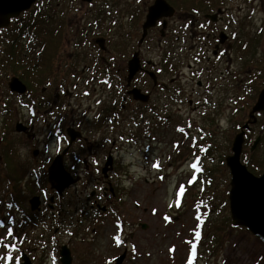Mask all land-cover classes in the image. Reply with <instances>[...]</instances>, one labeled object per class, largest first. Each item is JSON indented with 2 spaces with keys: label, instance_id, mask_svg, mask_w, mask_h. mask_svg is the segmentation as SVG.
<instances>
[{
  "label": "flooded vegetation",
  "instance_id": "1",
  "mask_svg": "<svg viewBox=\"0 0 264 264\" xmlns=\"http://www.w3.org/2000/svg\"><path fill=\"white\" fill-rule=\"evenodd\" d=\"M156 1L37 0L0 30V72L15 98L12 103L9 94L2 103L3 119L6 114L10 118L0 122H10L8 129L24 138V146L8 145L7 136L1 141L14 167L35 173L9 180L5 190L6 233L13 232L20 259L27 255L34 260L29 250L37 241L40 248L55 245L51 263L56 264L62 263L61 250L67 246L73 264L84 254L74 246L82 241L77 235L96 237L98 226L109 221L117 229L113 237L119 234L122 240L124 138L132 139L138 152L139 136L151 138L145 147L149 151L156 136L169 146L166 136L174 132L198 140L187 144L195 157L226 150L228 169L226 158L244 132L241 162L256 176L264 173L252 169L264 167V110L252 114L264 90V0H164L173 14L158 17L147 28ZM13 79L23 92L12 90ZM17 108L20 120L12 115ZM37 124L43 125V140ZM18 125L24 130L18 131ZM173 146L180 148L179 143ZM26 147L28 160L22 159ZM61 155L64 170L76 181L62 193L48 182V170ZM198 167L203 168L201 163ZM38 172L45 173L44 184ZM34 198L39 203L35 210ZM13 217L18 219L14 224ZM23 219L25 227L29 223L53 232L51 240L17 231ZM142 225L147 224H135L148 228ZM58 236L64 242L59 244ZM123 243L117 246L113 239L117 249L103 263L115 264L124 253L127 259ZM87 257L96 255L87 252Z\"/></svg>",
  "mask_w": 264,
  "mask_h": 264
},
{
  "label": "rangeland",
  "instance_id": "2",
  "mask_svg": "<svg viewBox=\"0 0 264 264\" xmlns=\"http://www.w3.org/2000/svg\"><path fill=\"white\" fill-rule=\"evenodd\" d=\"M1 52H3V49ZM9 94L12 97L10 101L14 103L15 98L7 89L4 76L0 72V121L10 118L6 114L3 119L2 115L4 112L2 103L9 97ZM177 110L174 109L172 115H175ZM183 110L187 113L191 111L187 106H184ZM13 112L14 120L16 118L20 120L21 109L17 108ZM261 120L264 121V114L261 115ZM10 121L12 120L10 119ZM10 124L7 121L0 122V174L4 176L8 173V170L2 159L4 145L1 139L7 136L5 140L9 139L8 145L13 146L12 143H14L24 146L22 136L16 135L14 132L11 134V127L9 129L7 127ZM234 124L237 127L238 122L236 119ZM125 125L127 124L124 123V128ZM178 125L183 124L179 123ZM127 126L129 127V125ZM38 127H40V130L36 131L43 140V125L37 124ZM129 131L127 129V132H124L125 136L128 135ZM156 137L157 141L151 143L152 148L149 151H145V147L152 141L151 138L145 139V137L139 136L141 138L139 141L141 143L138 146L139 152L136 149L137 146H131L130 140L132 139L124 138L122 141L121 179L123 200L127 210L124 213L125 210L119 207V211L124 215L122 216L123 222L126 219L122 228L124 235L122 241L126 240L122 245V252L125 248L129 250L128 258L125 259L126 261L123 264H189L192 259L191 245L193 243L197 244V248L196 258L192 261V264H264V244L259 239L246 229L232 230L229 226L224 225L227 218L231 217L228 199L231 175L224 164L226 150L217 151L214 155L204 156L205 158L202 157L201 159L188 151L189 146L187 144L191 145L192 141H198L197 139L182 137L173 132L171 135L166 136V140L169 142L168 146V144L158 142L161 139L160 136ZM175 143L180 144L179 150H176L173 146ZM26 148L25 153L27 155L25 158L22 156V159L28 160L31 154L28 147ZM15 150L18 155H21L20 149ZM52 151L54 150L52 149ZM200 153L198 152L197 155ZM258 155H256L257 161L259 160ZM260 157L264 158V154H261ZM176 158H179V160L176 161ZM197 159H199L203 168L199 172H193L191 166ZM42 160L43 157L39 156L38 161L41 162ZM156 164L160 168L154 167ZM257 168L259 166H252L253 170ZM34 174L30 170L23 172L24 177L28 178ZM38 175L39 182L44 184L45 173L38 172ZM145 179L149 181L146 182ZM38 180L36 183H38ZM9 184L10 181L6 179V176L0 177V188L2 186L3 190L0 195V238H3L6 244L12 246L15 244L16 239L6 235V227L10 221H7L5 215L4 202V191ZM181 187L185 190L183 197L178 196ZM177 199H180L179 207L176 206ZM145 208L148 209L147 212H144ZM197 216H200L203 223L196 219ZM165 217L168 219L166 220ZM13 220L18 221L13 217L12 224H14ZM137 221L146 223L148 228L145 230L139 226L137 228L135 226ZM25 222L27 220L24 221L23 219L20 225L21 228L17 231L23 233V235L31 236L35 240H40L41 234L47 236L46 240H51L53 232H44L43 229L39 231L41 228L30 226L29 223L25 227ZM99 227H106V229L100 230ZM116 231L114 223L109 221L105 226H98L96 237L77 235L82 241L76 242L74 246L77 250L83 251L84 254L83 257H77L73 264H105L102 259L111 257V253L117 249L113 245V234ZM197 231L201 233V239L198 242L195 240ZM130 232L135 233L133 239L129 237ZM90 234L91 231H89ZM210 236L213 238L210 239ZM58 237L60 239L59 244L64 242L62 236ZM7 238L11 240L10 243H7ZM89 238H91V241H88ZM88 242L91 245H88ZM33 243L34 245L30 244L31 248L29 250L33 252V264H56L51 263V256L55 248L54 244L43 245L40 248L37 241ZM132 244L136 245L134 249ZM205 244H207L206 247ZM120 250L118 249V252ZM87 252H89L91 258L96 255L94 260L88 259ZM9 254L13 257L11 264H16L17 259H20L19 251L9 252L8 249L0 245V257H6ZM0 264H8V262L0 259Z\"/></svg>",
  "mask_w": 264,
  "mask_h": 264
},
{
  "label": "water",
  "instance_id": "3",
  "mask_svg": "<svg viewBox=\"0 0 264 264\" xmlns=\"http://www.w3.org/2000/svg\"><path fill=\"white\" fill-rule=\"evenodd\" d=\"M37 0H0V30L9 25L12 18L17 17L22 12L27 11ZM168 12V13H167ZM170 12V13H169ZM174 9L164 0H157L150 9L148 28L155 24L158 17L168 14L172 15ZM11 88L15 91L23 92L25 88L17 79L11 82ZM22 88V89H21ZM264 110V90L261 92L252 114ZM248 127V126H246ZM18 131L24 129L21 125ZM259 139L255 141L254 148ZM244 142V132L238 134L234 141L233 155L226 158V165L230 171L231 182L229 190V208L231 223L234 227H243L254 237L264 244V173L260 176L253 174L246 165L241 162L242 146ZM63 155L57 157L48 170V182L51 187L62 193L72 183L76 182L63 168ZM35 210L39 203L38 198L32 201ZM147 228V225H142ZM126 259L124 253L116 259L115 264H123ZM62 264H72V256L69 248L63 246L61 250ZM22 264H33L27 255H23Z\"/></svg>",
  "mask_w": 264,
  "mask_h": 264
},
{
  "label": "snow or ice",
  "instance_id": "4",
  "mask_svg": "<svg viewBox=\"0 0 264 264\" xmlns=\"http://www.w3.org/2000/svg\"><path fill=\"white\" fill-rule=\"evenodd\" d=\"M199 163H200V162H199V159H197L196 163H194V164L192 165L193 169H195L197 172L201 171V169L198 167ZM154 167H159V165L156 164V165H154ZM194 179H195V178H194ZM184 195H185V190H184L183 187H181L180 190H179L178 196H179V197H183ZM176 206H177V207L180 206V199H177ZM165 219L167 220L168 218L165 217ZM196 219L199 220L201 223H203V221L201 220L200 216H197ZM117 227L119 228L120 226L118 225ZM6 235H7L8 237H12V236H13V232L11 231V229H9V230L7 231ZM113 239H114V241H115V243H116L117 246H120V245L123 243L122 240H121V238H120V235H119V234L115 235V236L113 237ZM200 239H201V233H200L199 231H197V232L195 233V240L198 242V241H200ZM0 245H2L3 247H5L6 249H8L9 252L15 250V246H14V245L9 246L8 244H6V243L4 242L3 238H0ZM196 248H197V244L193 243V244L191 245V249H192V259L189 261V264H192V261H194L195 258H196ZM0 259H4V260H6V261L8 262V264H11V262L13 261V257H12L11 254H9V255L6 256V257H0ZM16 264H19V260H18V259H17V261H16Z\"/></svg>",
  "mask_w": 264,
  "mask_h": 264
},
{
  "label": "trees",
  "instance_id": "5",
  "mask_svg": "<svg viewBox=\"0 0 264 264\" xmlns=\"http://www.w3.org/2000/svg\"><path fill=\"white\" fill-rule=\"evenodd\" d=\"M27 26H25L26 28ZM2 159H3V162H5V165H6V168L8 170V173L5 174L6 176V179H9L11 181H17V180H21L24 178V175H23V171L19 169V167H14V165L11 164V158L8 154V151L4 148L3 152H2ZM257 172L260 174L264 171V168L261 167V168H257ZM4 175H1L0 174V177H5ZM2 186L0 188V195L2 193ZM5 192V191H4ZM224 225H227L229 226L232 230H236V229H243L245 230V228H242V227H234L231 223V218H227V221H225V224ZM213 236L216 237L215 234H213ZM213 237L210 236V239H212ZM209 239V241H210ZM203 241V240H202ZM205 242V241H204ZM207 246V244H205V247ZM200 250V249H199Z\"/></svg>",
  "mask_w": 264,
  "mask_h": 264
}]
</instances>
